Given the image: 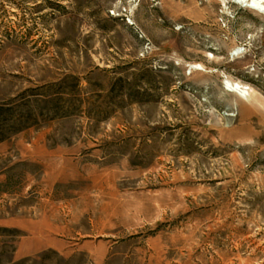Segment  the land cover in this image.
Listing matches in <instances>:
<instances>
[{
    "label": "rangeland",
    "instance_id": "1",
    "mask_svg": "<svg viewBox=\"0 0 264 264\" xmlns=\"http://www.w3.org/2000/svg\"><path fill=\"white\" fill-rule=\"evenodd\" d=\"M249 1L0 0V264H264Z\"/></svg>",
    "mask_w": 264,
    "mask_h": 264
},
{
    "label": "bare ground",
    "instance_id": "2",
    "mask_svg": "<svg viewBox=\"0 0 264 264\" xmlns=\"http://www.w3.org/2000/svg\"><path fill=\"white\" fill-rule=\"evenodd\" d=\"M246 1V0H245ZM247 1H249V0H247ZM262 1V0H261ZM250 2V1H249ZM252 3H250V6L253 8H256V9H258V10H260V11H263L264 12V8L263 7H261V6H258L257 4H255L254 3V0H252L251 1ZM243 3V2H242ZM264 3V2H263ZM243 4H245V3H243ZM228 85V84H227ZM230 85V84H229ZM231 86V85H230ZM236 86V85H235Z\"/></svg>",
    "mask_w": 264,
    "mask_h": 264
},
{
    "label": "trees",
    "instance_id": "3",
    "mask_svg": "<svg viewBox=\"0 0 264 264\" xmlns=\"http://www.w3.org/2000/svg\"><path fill=\"white\" fill-rule=\"evenodd\" d=\"M20 120L21 119H19V121H17L18 123H13L14 125H12L13 127V130H18L19 128H21L20 126H18V125H15V124H19V122H20ZM0 132H2V131H0ZM5 137V135H3V133H0V140H2L3 138Z\"/></svg>",
    "mask_w": 264,
    "mask_h": 264
}]
</instances>
